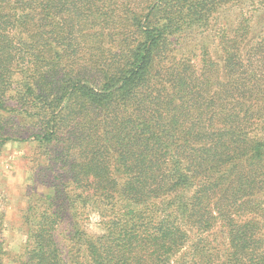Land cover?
<instances>
[{"label":"trees","instance_id":"trees-1","mask_svg":"<svg viewBox=\"0 0 264 264\" xmlns=\"http://www.w3.org/2000/svg\"><path fill=\"white\" fill-rule=\"evenodd\" d=\"M257 16L264 0H0V155L27 133L50 178L0 264H264ZM195 34L211 43L179 55Z\"/></svg>","mask_w":264,"mask_h":264},{"label":"rangeland","instance_id":"rangeland-1","mask_svg":"<svg viewBox=\"0 0 264 264\" xmlns=\"http://www.w3.org/2000/svg\"><path fill=\"white\" fill-rule=\"evenodd\" d=\"M239 14L238 9H229L220 17L221 24L230 27ZM254 32L264 29V18L254 19ZM188 37L180 54H197L201 44H210L211 39L200 41L195 35ZM22 141L9 142L2 147L0 155V244L15 254H22L25 243L23 226L28 195L33 192L47 193L45 186L38 180L37 173L46 169L45 159H41L42 151L35 147L29 135L21 136ZM97 218L91 217L89 228L95 231ZM65 229L62 230L64 232ZM63 233L58 235L61 246L65 249L66 240Z\"/></svg>","mask_w":264,"mask_h":264}]
</instances>
